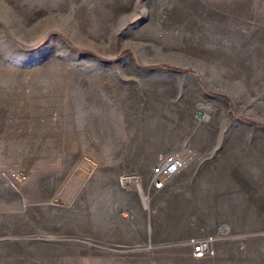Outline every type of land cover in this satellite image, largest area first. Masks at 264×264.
Returning a JSON list of instances; mask_svg holds the SVG:
<instances>
[{
	"label": "rangeland",
	"instance_id": "374dc122",
	"mask_svg": "<svg viewBox=\"0 0 264 264\" xmlns=\"http://www.w3.org/2000/svg\"><path fill=\"white\" fill-rule=\"evenodd\" d=\"M109 97L124 120L119 165L32 156L34 139L47 149L53 135L75 136L87 105ZM172 152L184 167L166 191H147L157 157ZM86 164L121 169L117 183L152 222L171 213L179 254L190 237L224 231L220 264L240 246L237 264H264V0H0V264H83V239L70 260L51 231L56 205L85 198ZM243 169L247 200L230 207ZM147 242L140 255L163 264Z\"/></svg>",
	"mask_w": 264,
	"mask_h": 264
},
{
	"label": "crops",
	"instance_id": "0c3cea01",
	"mask_svg": "<svg viewBox=\"0 0 264 264\" xmlns=\"http://www.w3.org/2000/svg\"><path fill=\"white\" fill-rule=\"evenodd\" d=\"M86 109L91 115L87 117L91 118L90 120L86 118L84 124L79 123L74 131L69 132L75 133V136L70 135L69 139L62 140L60 133L53 135L47 149L43 147L46 140L37 137L34 139L36 148L32 150L34 152L32 156L52 157L56 155V151L63 150L76 156L84 154L83 158L94 161L96 159L97 163L103 166L119 165L125 156L126 135L118 101L109 97L105 108L94 102L91 108L87 105ZM56 126H58L56 129H61L59 127L61 123ZM26 144V147L25 144L22 145L14 156L28 155V142ZM90 167L91 164L87 170L89 172L84 189L85 198L81 195L69 198L67 202L56 205L58 208L53 211L51 232L56 235L54 245L59 248L54 251L59 255L63 257L68 255L70 260L74 259L78 248L77 239H83L81 247L84 248L83 264H162V261H156L154 256L140 255L146 250L142 248L143 243L148 241V248L164 249L163 264H220L222 255L227 253L220 246L214 247L213 255L199 259L192 258L190 254H179L174 249L173 241L181 237L183 232L174 231L173 219L167 218L171 213L166 211V218L154 219L153 222L151 215L141 213L139 197L135 191L120 187L116 181L115 175L121 169ZM225 176L220 178L222 183L229 180ZM233 177H235L233 186L238 193L230 194L228 201L230 207L246 202L247 195L244 193L245 190L242 191V184L250 179L245 169ZM171 182L157 192L166 191ZM26 216L28 219L31 218L29 213ZM152 223L155 225L154 229ZM24 227L22 225V228ZM244 247L228 249L229 264H237L238 255ZM148 251L150 250L145 252Z\"/></svg>",
	"mask_w": 264,
	"mask_h": 264
},
{
	"label": "built area",
	"instance_id": "2783aa9c",
	"mask_svg": "<svg viewBox=\"0 0 264 264\" xmlns=\"http://www.w3.org/2000/svg\"><path fill=\"white\" fill-rule=\"evenodd\" d=\"M185 165L184 157L179 153H169V154H161L157 157L155 164L151 167L150 177L145 182V189L151 191H158L163 189ZM129 177H122L121 181L124 184L132 185L126 183L125 179ZM136 184L140 189L142 185V181L136 177ZM224 229V228H223ZM223 235L225 232H218ZM214 233L210 235H206L204 237H190L187 240V244L190 247V256L192 258H203L205 256L213 254V244L219 238V234Z\"/></svg>",
	"mask_w": 264,
	"mask_h": 264
},
{
	"label": "bare ground",
	"instance_id": "6f19581e",
	"mask_svg": "<svg viewBox=\"0 0 264 264\" xmlns=\"http://www.w3.org/2000/svg\"><path fill=\"white\" fill-rule=\"evenodd\" d=\"M83 162H85V161H83ZM82 164V163H81ZM85 166V165H84ZM79 168V167H78ZM82 169H84V173H81L80 171V173H81V175L79 174V176H81V177H83V175L87 172V170L89 169V164H86V168H82ZM78 172V173H79ZM20 173V172H19ZM75 174H77V173H75ZM78 175V174H77ZM19 176V178H23L22 176H24L23 174H19L18 175ZM80 177V178H81ZM124 181H127L126 183H129V184H136L137 182H136V176H130L128 179H125Z\"/></svg>",
	"mask_w": 264,
	"mask_h": 264
}]
</instances>
